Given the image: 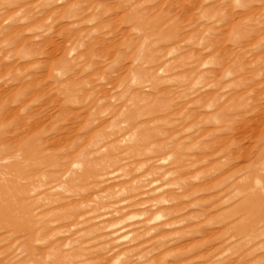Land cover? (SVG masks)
Segmentation results:
<instances>
[{
  "label": "rangeland",
  "instance_id": "1",
  "mask_svg": "<svg viewBox=\"0 0 264 264\" xmlns=\"http://www.w3.org/2000/svg\"><path fill=\"white\" fill-rule=\"evenodd\" d=\"M262 112L264 0H0V264H264Z\"/></svg>",
  "mask_w": 264,
  "mask_h": 264
},
{
  "label": "bare ground",
  "instance_id": "2",
  "mask_svg": "<svg viewBox=\"0 0 264 264\" xmlns=\"http://www.w3.org/2000/svg\"><path fill=\"white\" fill-rule=\"evenodd\" d=\"M243 46V45H242ZM241 48V47H240ZM239 70H240V68H239ZM244 72V71H243ZM245 74V73H244ZM247 74V73H246ZM252 73H248V75H251ZM250 78V77H249ZM245 80H247V79H245ZM253 93H254V89H253V91H252ZM238 94V95H237ZM235 93L234 94V96L235 95H237L238 97H240V92L239 93ZM256 95H258L259 96V94H261V93H255ZM211 94H209V96H210ZM233 96V95H232ZM232 96H230L229 98H230V101H233V100H231L232 99ZM236 96V97H237ZM213 97H216V96H213ZM235 97V98H236ZM237 97V98H238ZM209 98V97H208ZM227 100V99H226ZM235 102V101H234ZM211 104V103H210ZM257 107V106H256ZM259 110V109H258ZM262 111V110H261ZM260 114H262L261 116H258L257 115V117H255L254 119H251V120H247L246 118H244V117H238L239 119H236V120H232V119H227V118H223L221 121H220V123L221 124H228V125H230V127L232 126V128L233 129H237V134H235L234 136H232L231 138L230 137H222V138H216L214 141H212V142H209V143H207V144H205L204 145V149L205 150H207V151H212V153H222L224 156V158L227 156V157H232V156H236V157H238V158H243V156L245 155V153H247L248 151H247V149L248 148H244V147H240V145H239V141H238V139L241 137V135L243 136H245V134H244V132H246V130H248L247 128H248V125L249 126H252V128H254L253 126H259V124L260 125H262V127L264 128V113L262 112V113H260ZM198 115H196V117H197ZM255 116V115H254ZM195 117V118H196ZM224 125V126H225ZM237 126L238 127H240V128H237ZM250 130H251V127L249 128ZM257 129V130H256ZM258 127H256L255 129H252V133L251 134H253V130H255L254 132H256V133H254V134H257V131H258ZM235 132V131H234ZM235 132V133H236ZM242 132V133H241ZM247 132H249V130L247 131ZM246 132V133H247ZM251 132V131H250ZM258 133H259V131H258ZM240 134V135H239ZM253 134V136H255ZM237 135L239 136V137H237ZM236 136V137H235ZM251 136V135H250ZM252 136V137H253ZM213 138H215V137H213ZM246 139V138H245ZM252 139V138H251ZM211 140H212V138H211ZM3 142V141H2ZM1 141H0V145H1V147H3V146H5L6 148H7V145L8 144H6V143H2ZM256 146H255V150H256V160H258L259 162H260V166L264 169V131L263 132H261V135L259 136V138H257V140H256ZM4 147V148H5ZM211 153V154H212ZM200 155V154H199ZM199 155H195L196 157L197 156H199ZM201 155H203V154H201ZM209 155V154H208ZM204 156H206V155H204ZM242 160V159H241ZM198 161V160H197ZM204 164V163H203ZM229 171V170H228ZM216 179V178H215ZM212 181V180H211ZM214 181V180H213ZM207 184V183H206ZM23 204V203H22ZM17 205V204H16ZM264 209V208H263ZM260 212H262V211H260ZM261 214V213H260ZM257 215V214H256ZM10 227V230H15L16 228H15V226H13V225H10L9 226ZM29 237H33V234H30L29 233Z\"/></svg>",
  "mask_w": 264,
  "mask_h": 264
}]
</instances>
